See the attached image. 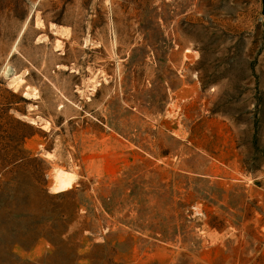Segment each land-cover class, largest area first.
Listing matches in <instances>:
<instances>
[{
    "label": "rangeland",
    "instance_id": "1",
    "mask_svg": "<svg viewBox=\"0 0 264 264\" xmlns=\"http://www.w3.org/2000/svg\"><path fill=\"white\" fill-rule=\"evenodd\" d=\"M0 264H264V0H0Z\"/></svg>",
    "mask_w": 264,
    "mask_h": 264
},
{
    "label": "bare ground",
    "instance_id": "2",
    "mask_svg": "<svg viewBox=\"0 0 264 264\" xmlns=\"http://www.w3.org/2000/svg\"><path fill=\"white\" fill-rule=\"evenodd\" d=\"M10 71H12V69H10ZM9 73V72H8Z\"/></svg>",
    "mask_w": 264,
    "mask_h": 264
}]
</instances>
